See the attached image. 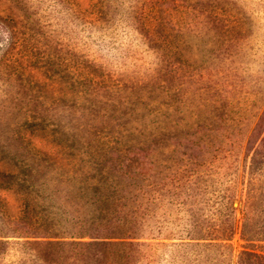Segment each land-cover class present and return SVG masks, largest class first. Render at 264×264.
Returning a JSON list of instances; mask_svg holds the SVG:
<instances>
[{"label":"rangeland","instance_id":"374dc122","mask_svg":"<svg viewBox=\"0 0 264 264\" xmlns=\"http://www.w3.org/2000/svg\"><path fill=\"white\" fill-rule=\"evenodd\" d=\"M34 162L52 247L10 223ZM119 169L141 189L113 193L137 206L130 264H264L242 257V234L264 246V0H0V264H93L78 188Z\"/></svg>","mask_w":264,"mask_h":264},{"label":"trees","instance_id":"16d2710c","mask_svg":"<svg viewBox=\"0 0 264 264\" xmlns=\"http://www.w3.org/2000/svg\"><path fill=\"white\" fill-rule=\"evenodd\" d=\"M109 148V147H107ZM113 148V147H111ZM34 164V165H33ZM24 163L25 168L24 171H21L20 175H17V184L20 190L24 189L20 194L22 196L21 201L22 204L25 202L23 208L20 211V214L13 219H11L10 223L13 226L14 230L20 231L24 237H32L34 239H40L42 244L47 247H52L53 245H59L63 243L61 239L65 236L62 235L64 233H59L54 231L52 228L54 224L50 222L51 218H47L45 215L38 214H29V203L27 200V193L32 191L40 192L45 194L47 192L45 187H42V184L47 186L46 182V173L40 166L38 162L34 163ZM123 169V166L120 167ZM116 173L109 177L106 172H104V178L109 177L113 180L112 185L106 186L103 193L98 194L96 197V189L93 186L87 185L85 179L88 177L87 170L80 169V176L83 177L80 180H83V185L78 188L80 195H87L84 201H80V207L84 206L80 212H85V215L80 217V227L76 233H68L70 234V238L78 239L75 244L79 245L81 248L80 259L87 261V253L90 246H98L101 248L96 249L94 262L101 264H130L131 263V255L122 254L118 255L115 248L117 247H125L130 248L134 244L141 245L138 241L140 238H144L140 235L138 230V218H137V206L133 208L132 200L129 202L122 201L119 198L115 199L113 193H121L125 195L123 198L127 199V197L131 198L132 196L137 199V194L140 192V188H133V183L135 174H131L128 170H116ZM153 174V173H151ZM93 177V176H90ZM125 177L128 179H132V182L125 181ZM117 179V180H116ZM123 179V180H121ZM116 180V182H115ZM115 182V183H114ZM114 183V185H113ZM12 185H6L7 188H11ZM111 189V190H110ZM17 190V189H16ZM18 191V190H17ZM145 190H143L142 194ZM39 196L37 193H35ZM40 201H44L47 199L45 195L39 197ZM34 205L44 206L46 205L44 202H33ZM226 236V235H225ZM242 239L246 240V244L243 246L244 250L242 251V257L245 260L252 255L257 259L264 260V249L262 243L251 242L252 239L248 237V235L242 234ZM89 238L91 240L85 241L84 239ZM137 240V241H136ZM29 241L27 240V243ZM75 242V241H72ZM248 248V250H247ZM255 249L257 251L251 252L249 249ZM246 255V256H245ZM38 258V256H37ZM47 256H40L38 259L42 261H47ZM93 262V264H94Z\"/></svg>","mask_w":264,"mask_h":264}]
</instances>
